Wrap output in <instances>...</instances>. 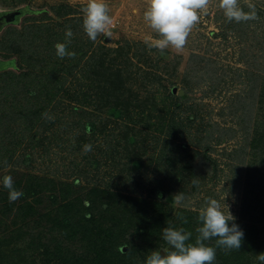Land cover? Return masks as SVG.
<instances>
[{"label":"rangeland","instance_id":"1","mask_svg":"<svg viewBox=\"0 0 264 264\" xmlns=\"http://www.w3.org/2000/svg\"><path fill=\"white\" fill-rule=\"evenodd\" d=\"M27 5L47 11L0 24V59L14 58L0 64V264L59 262L47 240L64 194L70 232L89 215L87 190L107 189L94 208L109 231L161 181L173 227L188 210L203 240L183 264H264V0H0V11ZM181 252L170 242L153 264H181Z\"/></svg>","mask_w":264,"mask_h":264},{"label":"trees","instance_id":"2","mask_svg":"<svg viewBox=\"0 0 264 264\" xmlns=\"http://www.w3.org/2000/svg\"><path fill=\"white\" fill-rule=\"evenodd\" d=\"M81 6H83L84 10L96 14L98 17L103 16L107 12L104 5L98 2H87L83 3ZM45 11H47L45 8H31L29 5L20 7V12L16 14L17 16L11 22H18L21 14H33ZM13 63L14 58L8 60L0 59V64H3L5 67ZM17 68L19 74L25 73L20 67ZM85 113H87V111H85ZM160 141L161 150H169L171 148L169 146L174 144L173 140L169 138H161ZM161 182L158 184L157 189L154 188V186H147L145 195H137L136 198L141 201L140 206L138 208H128L124 212L123 220L109 231L103 230L100 224L102 222V217L95 212L94 208L96 206L97 197L102 193L108 192L107 189L93 186L87 190L85 196L88 203L81 206L83 211L84 209L88 211L89 215L85 216V214H83L81 219L83 225L81 227L78 226L76 229L73 228L70 232L69 230L72 225L70 222L71 215H69L67 211L71 200L66 201L65 199L67 197H65L64 194V196H62L64 203H61V205L64 207L63 209L66 214L62 213L58 217L56 215L52 217L53 224L57 223L56 226H58L55 233L53 232L52 226L48 228L51 238L47 240V243L52 245L54 241V248H56L54 250L57 251L59 260V262L56 263L52 261L51 264H145L147 261H149V264H153V250H157L170 242H174L176 246H181V254L175 255V260L179 261L181 264H183L188 254L193 253L194 255H199L203 248V240L198 242L197 237L200 235H193L190 232V224L191 221H193V215L188 210H185L186 219H184L180 225L182 228L177 230V228L173 227L171 219L175 217V213H173L172 208H165L164 206L162 195L168 188L163 186ZM66 183L67 182L62 181L61 185ZM143 186L144 185L141 183L140 187L143 188ZM155 191L157 195H154ZM123 195L126 196L125 194ZM77 196L78 195H76V197ZM25 204H27V202H25ZM51 204H53V207L47 214H50L55 209L54 202H51ZM26 209L27 208H24L23 212ZM83 211H78L76 214H80ZM224 220L227 219L224 218ZM163 222L168 228L170 227L171 230L163 232L161 228L155 229L160 227ZM135 226L136 228L134 231L130 233V228ZM135 238H139V242L135 240ZM78 240L82 242L78 244ZM142 240L143 242H141ZM72 244H74L73 247ZM193 244L199 245V248L193 247L189 253L188 249ZM122 245L127 246V249L123 252L119 249ZM45 252L48 251H43L42 254L45 255ZM181 258L183 262L180 261ZM48 259L52 258L50 257ZM207 263L208 261L206 260H200L199 262L191 261L189 264ZM43 264H45V262Z\"/></svg>","mask_w":264,"mask_h":264},{"label":"water","instance_id":"3","mask_svg":"<svg viewBox=\"0 0 264 264\" xmlns=\"http://www.w3.org/2000/svg\"><path fill=\"white\" fill-rule=\"evenodd\" d=\"M19 12H20V8H17V9H10L9 11L6 12V14L4 15L3 19H4L5 21H9L10 18H11L13 15H15V14H17V13H19ZM1 17H2V16H1Z\"/></svg>","mask_w":264,"mask_h":264},{"label":"flooded vegetation","instance_id":"4","mask_svg":"<svg viewBox=\"0 0 264 264\" xmlns=\"http://www.w3.org/2000/svg\"><path fill=\"white\" fill-rule=\"evenodd\" d=\"M5 14H6L5 11H0V24L6 23L5 20L3 19ZM21 15H23V14H21Z\"/></svg>","mask_w":264,"mask_h":264}]
</instances>
